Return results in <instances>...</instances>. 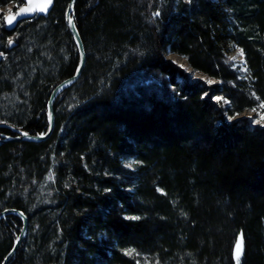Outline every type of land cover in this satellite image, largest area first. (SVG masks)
Masks as SVG:
<instances>
[{
	"label": "trees",
	"instance_id": "obj_1",
	"mask_svg": "<svg viewBox=\"0 0 264 264\" xmlns=\"http://www.w3.org/2000/svg\"><path fill=\"white\" fill-rule=\"evenodd\" d=\"M69 1L7 29L25 0H0V123L46 129L79 60ZM76 6L87 62L54 132L0 145V211L30 219L10 264H237L241 234L239 264H264V126L237 118L264 109V0ZM21 226L0 219V264Z\"/></svg>",
	"mask_w": 264,
	"mask_h": 264
},
{
	"label": "water",
	"instance_id": "obj_2",
	"mask_svg": "<svg viewBox=\"0 0 264 264\" xmlns=\"http://www.w3.org/2000/svg\"><path fill=\"white\" fill-rule=\"evenodd\" d=\"M77 2L78 0L69 1L65 15H66V22L68 25V29L72 34L78 49L79 60L74 73L71 76L59 82L50 93L47 103L48 119H47L46 129L40 133L33 134L21 128L15 127L12 124L0 123V128H9L12 131L11 134H0V145L6 142H23V141L41 142L47 140L54 132L56 125L55 101L65 89L70 87L80 78L87 62V52H86L85 44L76 22ZM54 3L55 0H52L51 4H48L46 0H25V3L21 7H19L16 11L6 14L5 27L7 29H13L20 21H23L25 19L32 18L36 15L46 16L52 10ZM9 21H11L10 24ZM0 49H1V33H0ZM10 215L18 216L21 219L22 226L19 233H17L15 237L11 249L5 255L1 264H10L12 259L17 254L19 248L21 247L23 241L25 240L29 230L30 219L29 216L23 210L15 207H9L0 211V219H5Z\"/></svg>",
	"mask_w": 264,
	"mask_h": 264
},
{
	"label": "rangeland",
	"instance_id": "obj_3",
	"mask_svg": "<svg viewBox=\"0 0 264 264\" xmlns=\"http://www.w3.org/2000/svg\"><path fill=\"white\" fill-rule=\"evenodd\" d=\"M4 13L8 14L10 12L14 11V7L12 4L6 6L4 9ZM1 29V28H0ZM0 33L2 31L0 30ZM168 58L172 59L173 61L177 62L178 64H181L186 67L187 72L191 75L192 80L202 79L206 81L207 83L211 84L213 82V79H211L209 76L198 73L193 70L192 67L189 66V64L180 56L176 54H170L168 55ZM230 59L233 61H241L243 59V55L239 50H234L230 54ZM238 119L246 118L251 125H261L264 126V109L261 111H246L243 114H240L237 116ZM258 121V122H257Z\"/></svg>",
	"mask_w": 264,
	"mask_h": 264
},
{
	"label": "snow or ice",
	"instance_id": "obj_4",
	"mask_svg": "<svg viewBox=\"0 0 264 264\" xmlns=\"http://www.w3.org/2000/svg\"><path fill=\"white\" fill-rule=\"evenodd\" d=\"M46 2L48 4H51L52 0H46ZM156 15H159V13H156ZM10 23H11V21H9V24ZM10 43H11V41H10ZM241 54H242V50H241ZM217 99H221V98H217ZM262 106H264V105H262ZM130 219H139V217H130ZM242 240H243V238H242V234H241V237L236 242V260H237V264H239V258H240V255H241L242 251H243Z\"/></svg>",
	"mask_w": 264,
	"mask_h": 264
}]
</instances>
